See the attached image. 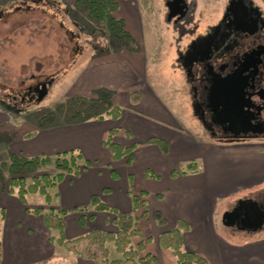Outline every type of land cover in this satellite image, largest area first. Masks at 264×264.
I'll list each match as a JSON object with an SVG mask.
<instances>
[{
  "label": "crops",
  "instance_id": "crops-1",
  "mask_svg": "<svg viewBox=\"0 0 264 264\" xmlns=\"http://www.w3.org/2000/svg\"><path fill=\"white\" fill-rule=\"evenodd\" d=\"M256 1L264 6V0ZM127 26L142 46L141 51L131 53H142V30L128 21ZM106 68L118 71L103 87L117 88L127 83L129 72L125 68ZM135 92L138 99L134 103L129 97L115 94L118 104L122 103L120 98L128 100V108H123L117 120L62 123L33 129L19 139L15 130L11 132L15 138L12 152L30 157L79 150L88 161L78 174L65 175L51 199L50 205L67 211L65 237L74 239L96 229L117 230L114 210H97L91 205L92 197L98 196L115 210L138 218L143 238L134 237L133 242L137 245L152 239L145 241L146 250L141 252V256H156L152 264H175V257L159 246L158 239L163 231L175 228L179 220L190 226L184 233L185 247L205 255L212 264H264V238L242 248L231 243L219 230L215 207L219 197L235 196L264 184V146L224 145L200 138L179 122L152 88L148 92L140 87ZM112 128H118L114 136L117 142L135 145L130 164L125 158L114 159L104 144ZM30 132L33 134L28 136ZM152 138L166 141L168 148L150 143ZM134 197L147 203V217H142L144 208L135 206ZM30 201L29 195L25 204L10 192L9 181L0 182V264H88L55 244L51 239L54 231L47 227L43 215L29 210L33 206L48 207L46 198L33 206H29ZM156 211L162 213L166 224H158L153 215Z\"/></svg>",
  "mask_w": 264,
  "mask_h": 264
},
{
  "label": "rangeland",
  "instance_id": "rangeland-1",
  "mask_svg": "<svg viewBox=\"0 0 264 264\" xmlns=\"http://www.w3.org/2000/svg\"><path fill=\"white\" fill-rule=\"evenodd\" d=\"M117 1L120 8L116 14L143 32L144 49L140 54L106 49L107 41L102 36L107 33L106 21L90 17L86 7L77 5L76 0H0V102L9 106L6 110L0 105V169L3 172L0 182L3 184L10 176L11 144L15 139L11 132L15 130L19 139L21 134L33 129L62 125L65 119L62 105L66 99L76 95L93 96L104 82L115 77L118 70L108 66L119 65L129 72L123 87H107L115 94L129 97L134 103L138 99L137 89L143 87L149 92L152 88L183 126H189L200 138H208L193 114L184 71L178 61L179 52L190 37L182 35L183 30L168 21V0ZM187 1L198 4V8L206 7L204 16L210 13L213 21L222 14L227 2ZM198 13L201 11H197L195 19L201 25L212 20L198 17ZM42 82L47 85L45 90L28 93L29 86ZM120 101L123 108H128V100L120 98ZM39 145L36 142L35 146ZM56 169L52 158L41 164L38 171L55 172ZM119 181L122 182L121 178ZM250 195L263 196L264 184L235 196L219 197L215 205L219 230L226 238L223 237L241 248L264 238V216L259 229L242 231L227 225L223 215L236 206V201ZM29 197L32 202L29 206L45 199L39 193H31Z\"/></svg>",
  "mask_w": 264,
  "mask_h": 264
},
{
  "label": "flooded vegetation",
  "instance_id": "flooded-vegetation-1",
  "mask_svg": "<svg viewBox=\"0 0 264 264\" xmlns=\"http://www.w3.org/2000/svg\"><path fill=\"white\" fill-rule=\"evenodd\" d=\"M167 7L168 21L190 37L178 61L201 131L224 145L264 146V6L227 0L215 21L204 16L206 7L187 0H168ZM197 11L212 20L201 25ZM43 84L29 86L28 93L40 92ZM263 216L264 195L238 200L223 215L242 231L251 230V218Z\"/></svg>",
  "mask_w": 264,
  "mask_h": 264
},
{
  "label": "trees",
  "instance_id": "trees-1",
  "mask_svg": "<svg viewBox=\"0 0 264 264\" xmlns=\"http://www.w3.org/2000/svg\"><path fill=\"white\" fill-rule=\"evenodd\" d=\"M76 4L86 7L90 17L106 21L107 33H102L107 41L106 49L141 51L142 46L129 31L126 20L116 14L120 8L117 0H76ZM115 93L113 89L101 87L95 91L93 96L76 95L68 97L62 105L65 109V119L62 123L102 121L108 118L119 119L123 114V107L115 101ZM0 105L3 109L8 110L9 108L4 103L0 102ZM9 111L15 112V109ZM117 131L118 128H112L104 144L111 149L114 159L125 158L130 164L134 158L135 145H124L117 142L114 139ZM32 134L30 132L28 136ZM149 142L156 143L165 149L168 148V144L162 139L152 138ZM10 157L9 190L18 195L25 204H28L29 194L40 193L45 196L50 205L52 196L57 194V185L65 175L78 174L88 164L79 150L57 153L52 157L48 155L29 157L11 151ZM52 158L56 164V171L39 172L40 165ZM2 174V169H0V176ZM134 202L136 207L141 205L144 208L142 217H147L149 210L147 203L140 201V198L137 197H134ZM49 205L48 207H29V210L35 214L43 215L47 227L54 231L51 236L52 241L66 249L70 255L85 260L89 264H152L155 262L156 256L153 254L148 253L141 256V252L146 250L145 241H141L137 245L133 242L134 237L143 238L138 218L134 215L119 212L103 202L98 196H93L91 205L95 209L114 210L116 212L114 223L117 230L96 229L83 236L67 239L64 235L67 211ZM153 215L158 224H166V219L160 211L154 212ZM2 221L3 215L1 213L0 233ZM189 228L190 226L185 220H179L175 228L165 230L159 235V246L172 253L175 257V264H212L205 255L185 247L184 233ZM151 241L150 238L146 239V242ZM1 254L0 238V260Z\"/></svg>",
  "mask_w": 264,
  "mask_h": 264
},
{
  "label": "water",
  "instance_id": "water-1",
  "mask_svg": "<svg viewBox=\"0 0 264 264\" xmlns=\"http://www.w3.org/2000/svg\"><path fill=\"white\" fill-rule=\"evenodd\" d=\"M170 18V17H169ZM47 87V85L46 84H43V88L45 89ZM227 216V214L225 215V217ZM256 218V217H255ZM254 217L253 218H251V230H256V229H259V226H260V221H262L261 219H262V217L261 218H259V219H255ZM227 225L229 224V223H226Z\"/></svg>",
  "mask_w": 264,
  "mask_h": 264
}]
</instances>
